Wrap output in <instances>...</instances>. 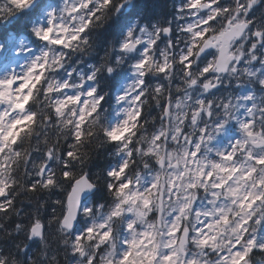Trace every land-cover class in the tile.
Here are the masks:
<instances>
[{"label": "snow or ice", "instance_id": "obj_1", "mask_svg": "<svg viewBox=\"0 0 264 264\" xmlns=\"http://www.w3.org/2000/svg\"><path fill=\"white\" fill-rule=\"evenodd\" d=\"M0 21V264H264V0Z\"/></svg>", "mask_w": 264, "mask_h": 264}, {"label": "trees", "instance_id": "obj_2", "mask_svg": "<svg viewBox=\"0 0 264 264\" xmlns=\"http://www.w3.org/2000/svg\"><path fill=\"white\" fill-rule=\"evenodd\" d=\"M134 2L139 3L141 6H144V4H148L149 2L152 4L165 3V0H134ZM168 4H171V0H167ZM10 25H5L4 22L0 21V35L10 30ZM110 30V29H109ZM90 62H95V58H90ZM107 106V105H106ZM155 111H153L154 113ZM112 158L108 154L107 147L98 149L95 154H93L92 163H93V171H99L100 169L104 168L111 160ZM28 203L27 200H25L24 204L21 205L22 207L25 206ZM61 264H63V260L61 257Z\"/></svg>", "mask_w": 264, "mask_h": 264}, {"label": "rangeland", "instance_id": "obj_3", "mask_svg": "<svg viewBox=\"0 0 264 264\" xmlns=\"http://www.w3.org/2000/svg\"><path fill=\"white\" fill-rule=\"evenodd\" d=\"M45 2H49V0H45ZM50 2L53 3V5H55V4L59 3V0H50ZM23 63H24V61H23V59H21L20 64H23ZM122 75H129V73L128 72H126V73L122 72ZM52 198L53 199L59 198V194H57L56 196H53Z\"/></svg>", "mask_w": 264, "mask_h": 264}, {"label": "clouds", "instance_id": "obj_4", "mask_svg": "<svg viewBox=\"0 0 264 264\" xmlns=\"http://www.w3.org/2000/svg\"><path fill=\"white\" fill-rule=\"evenodd\" d=\"M20 264H22V261L20 262Z\"/></svg>", "mask_w": 264, "mask_h": 264}]
</instances>
